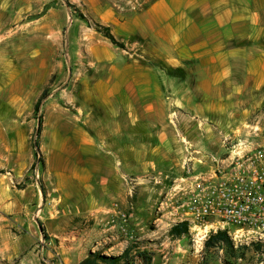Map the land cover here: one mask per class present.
Masks as SVG:
<instances>
[{"label":"crops","instance_id":"1","mask_svg":"<svg viewBox=\"0 0 264 264\" xmlns=\"http://www.w3.org/2000/svg\"><path fill=\"white\" fill-rule=\"evenodd\" d=\"M255 1L79 0L122 47L98 34L82 41L83 21L65 29L69 51L84 46L95 74L78 76L88 98L79 113L48 94L38 137L43 194L27 174L44 64L33 45L15 67L0 56V264L82 261L102 238L104 215L133 207L122 177L136 175L130 163L147 160L145 147L171 162L177 148L184 163L185 146L216 150V128L228 131L224 143L264 144V9Z\"/></svg>","mask_w":264,"mask_h":264},{"label":"rangeland","instance_id":"2","mask_svg":"<svg viewBox=\"0 0 264 264\" xmlns=\"http://www.w3.org/2000/svg\"><path fill=\"white\" fill-rule=\"evenodd\" d=\"M84 1L93 3L96 0ZM78 2L79 0H4L1 2V5L6 8L0 12L2 32L0 35V56L13 61L15 64L9 63L10 68H12V65L15 67L18 63H24L25 59H30V47L33 45L37 49L34 50L39 53L38 64H44V68H40L42 70L38 86L41 92L44 89L47 91V97L42 101L37 114L32 113L30 116L33 119L34 127L38 119L41 122L44 121V104L49 97L48 94L53 89L56 96L51 100L56 106L66 108L72 114L79 113L81 106H87L85 104L88 101L86 88L78 76L84 75L83 77H86L95 74V72L94 67L86 65L89 57L86 52L81 50L85 49L84 46L78 47L74 44L72 50L69 51L68 49V39L65 38L67 33L64 37V31L69 26L70 20L83 21V25L89 28L87 30L84 28L85 34L82 31L81 35L79 34L82 41L96 43L95 37H98V34L108 44L114 46L95 30L94 24L98 23L89 18V15L86 16V7L84 6L85 9L82 8ZM255 3L256 5L260 4L264 9V0H257ZM70 5L72 6L70 7ZM87 18L90 21H87ZM260 21L264 23V18H260ZM32 25L38 27V35L36 36L31 33ZM55 26L58 29L57 33L54 34L52 28ZM71 32L73 33V26ZM55 36L58 37L57 41L54 39ZM35 37L38 39L37 43L34 41ZM89 37H91L90 40ZM52 43H55L53 47ZM54 63H59L61 66H56L57 69L53 70ZM50 71L52 72L50 73ZM97 72H101V70ZM62 77L63 80H60ZM63 86H65V92L61 91ZM90 107L93 105L91 104ZM72 117L74 116L72 115ZM74 121L78 122L77 119ZM214 132L216 140H218V146L212 152L215 155H222L218 152V147L225 151L226 148L238 142L230 140V144L224 143L227 136L230 135L223 136V133L228 131L216 128ZM262 133H264V129H262ZM236 138H240V136ZM34 139L35 133L32 136L31 146ZM141 148L136 147V149ZM191 148L198 149L193 146ZM145 149L150 150L145 162L140 160L130 163L136 171V175H124L122 177L126 191L130 192L127 194L129 195L128 198H133V207L123 211L118 209L120 211H117L118 213L111 212L104 215L103 225L98 227V230L101 229L102 238L97 241L92 240L90 245L93 247L90 253L96 252L104 256H115L119 255L125 248H129L131 255L146 252L151 257L150 264H224L226 258L229 257L225 248L216 247L204 250L203 243L210 234L201 239L200 235L196 236V232H192L188 233V236L177 238L180 239L178 243L173 242L176 238L170 237L167 231L178 221H174L165 212L158 211L157 207L159 201L163 199L164 193L184 172L183 163L182 161L180 163V158L177 157V148L175 153H172L173 157L177 159L174 162L168 159L169 155L162 154L159 147L150 146L145 147ZM183 150L187 154L186 146ZM198 150L201 151L202 149L199 148ZM36 167L38 168L37 178ZM40 169V164L35 162L29 168L27 175L33 179H38V182L41 183ZM27 175L24 176L23 180L28 179ZM21 183L22 181L19 184ZM97 242L98 244L95 245ZM236 252V256H239V250ZM244 257L245 260L249 259V261L247 263L242 261L239 264H253L255 262L254 255L249 251ZM133 264H141V261L135 258Z\"/></svg>","mask_w":264,"mask_h":264},{"label":"built area","instance_id":"3","mask_svg":"<svg viewBox=\"0 0 264 264\" xmlns=\"http://www.w3.org/2000/svg\"><path fill=\"white\" fill-rule=\"evenodd\" d=\"M186 151L185 174L164 193L157 210L186 222L188 233L201 239L224 231L242 253L224 264L247 263V251L255 257L253 264H264V144L238 141L222 155L191 146Z\"/></svg>","mask_w":264,"mask_h":264},{"label":"trees","instance_id":"4","mask_svg":"<svg viewBox=\"0 0 264 264\" xmlns=\"http://www.w3.org/2000/svg\"><path fill=\"white\" fill-rule=\"evenodd\" d=\"M72 5H70L71 7ZM95 30L100 33L104 38L109 40L111 44L117 47H122V45L117 42L113 36L111 35L109 29L107 27H103L99 24H94ZM47 91L44 89L40 93L39 97L37 98L34 106H33V114L36 115L42 101L46 98ZM37 127L35 129V139L32 142V149L33 155L35 158V162L37 164H43L40 152H39V144H38V137L41 130V121L38 119ZM33 163V165L35 164ZM32 165V166H33ZM40 188L42 194L44 193V189L42 184L40 183ZM170 237L172 238H180L184 236H188V226L187 223L184 221L174 223L167 231ZM204 250H210L216 247L225 248V251L228 256L236 257V249H233L231 242L224 231H217L214 234H210L208 238L203 243ZM239 253H241L239 251ZM242 254V253H241ZM135 258L141 261V264H150L151 257L146 252H138L134 255H131L130 249L125 248L119 255L115 256H104L100 255L99 253H90L87 255L82 261L77 264H133Z\"/></svg>","mask_w":264,"mask_h":264}]
</instances>
